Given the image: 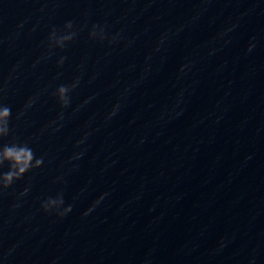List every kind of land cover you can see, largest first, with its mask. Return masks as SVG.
<instances>
[{
    "label": "water",
    "instance_id": "water-1",
    "mask_svg": "<svg viewBox=\"0 0 264 264\" xmlns=\"http://www.w3.org/2000/svg\"><path fill=\"white\" fill-rule=\"evenodd\" d=\"M0 88L44 157L0 192V264H264V0H0Z\"/></svg>",
    "mask_w": 264,
    "mask_h": 264
},
{
    "label": "clouds",
    "instance_id": "clouds-1",
    "mask_svg": "<svg viewBox=\"0 0 264 264\" xmlns=\"http://www.w3.org/2000/svg\"><path fill=\"white\" fill-rule=\"evenodd\" d=\"M73 22L68 21L64 25V33L59 34V30L55 27L50 31L48 41V55L52 54L53 48H59L63 50L66 45L72 42L76 37V32L72 31ZM120 37V32L115 35L109 36L106 27L100 25H93L92 30L89 33V38L96 40L100 43L107 41L109 45L117 43ZM253 45L249 46L248 51H251ZM66 57H61L58 61V66H62ZM79 85V77L73 80L69 84L59 85L52 93L54 98L60 104L61 108H68L71 103L70 93L76 89ZM0 91H3L0 88ZM33 103L30 98L25 104V108L29 107ZM120 107L119 104L113 107V110L108 114V118H111L116 114L117 109ZM24 114L23 111L17 113V119ZM60 118H63L61 113ZM12 119V110L10 106L0 103V168H3L5 164L8 165L7 172H0V192H3L10 188L16 181L22 179L27 173L40 168L44 163V157H37L34 150L30 147L27 141H20L17 137H12L8 142H4L10 136ZM55 123V121H53ZM82 141H78L81 143ZM82 153L77 154L75 158H79ZM29 191L25 188L20 195H25ZM103 199L101 196L93 206L85 211L84 215H88L95 204H98ZM73 205L68 204L65 206L64 193L58 192L54 197L49 196L41 202V209L48 214H55L58 218L65 217L71 212Z\"/></svg>",
    "mask_w": 264,
    "mask_h": 264
}]
</instances>
